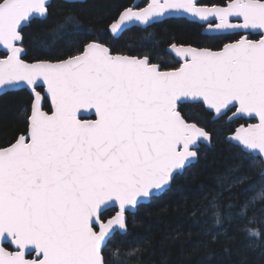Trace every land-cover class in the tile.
<instances>
[{
    "label": "snow or ice",
    "instance_id": "snow-or-ice-1",
    "mask_svg": "<svg viewBox=\"0 0 264 264\" xmlns=\"http://www.w3.org/2000/svg\"><path fill=\"white\" fill-rule=\"evenodd\" d=\"M51 8L50 0H0V92L32 94L24 132L0 146V264H141L142 247L113 243L129 234L127 214L168 191L198 159V142H211L183 114L186 104L221 119L231 113L230 121L258 118L228 138L239 155L221 187L245 184L246 167L264 176V0L125 7L108 25L114 36L127 22L150 27L187 15L221 41L216 50L171 43L180 63L167 70L148 53L114 54L95 35L64 56L26 62L24 28ZM75 23L66 17L51 39ZM249 191L238 206L222 205L218 193L208 210L216 225L234 216L257 238L264 185ZM109 209L115 215L106 218Z\"/></svg>",
    "mask_w": 264,
    "mask_h": 264
},
{
    "label": "trees",
    "instance_id": "trees-1",
    "mask_svg": "<svg viewBox=\"0 0 264 264\" xmlns=\"http://www.w3.org/2000/svg\"><path fill=\"white\" fill-rule=\"evenodd\" d=\"M132 1L52 0L50 15L24 28L23 46L28 53L25 59L35 61L64 56L69 49L74 50V46L95 35L102 38L113 53H148L153 62L172 69L178 66V62L166 53L165 49L171 43L212 49L221 46V41L202 34L196 22L183 17L166 18L146 28L131 27L119 37H112L108 25ZM68 16L75 18V25H66L61 36L51 39L52 30L64 24ZM31 100L25 89L0 95V146L8 145L24 132L25 113H29ZM44 109H49L48 102L44 104ZM183 114L194 118L190 121L210 133V144L200 145L196 162L177 177L168 191L142 204L135 213L127 214L129 234L117 235L113 243L122 247H142L141 264H264V235L249 238L234 216L229 218L226 215L222 225H216L212 212L208 210L218 193H222L219 197L222 205L231 202L238 206L250 194L249 189H259L264 185V176L248 171L246 167L248 179L245 184L230 191L221 187L222 179L239 155L237 145L226 137L237 126L250 120L227 121V116L212 119L211 112L193 104H186ZM113 211L109 209L105 217Z\"/></svg>",
    "mask_w": 264,
    "mask_h": 264
},
{
    "label": "water",
    "instance_id": "water-1",
    "mask_svg": "<svg viewBox=\"0 0 264 264\" xmlns=\"http://www.w3.org/2000/svg\"><path fill=\"white\" fill-rule=\"evenodd\" d=\"M51 1L52 0H50V3H51ZM62 1H66V2H69V0H62ZM83 1H85V0H71V2H83ZM141 1H143V0H133L132 2H131V4L129 5V6H127V7H134V8H136V9H139V8H144V7H146L150 2H151V0H144V1H146V4L145 5H143V6H141V7H138V4L141 2ZM123 10V9H122ZM121 10V11H122ZM120 11V12H121ZM120 14V13H119ZM119 14H118V16H119ZM118 16L116 17V19L118 18ZM172 17H183V18H185V19H187V20H189V21H193V22H197V23H199V24H201V25H204V28H203V30H202V33L203 34H205V35H211L212 36V34L211 33H208V32H206L205 31V28H206V25L205 24H203L202 22H200L199 20H197V19H194V18H192V17H190V16H187V15H185V16H172ZM166 18H170V17H165L164 19H166ZM115 19V20H116ZM163 19V20H164ZM112 23V22H111ZM110 23V24H111ZM128 23V27H127V29H129V28H131V27H141V28H145V27H148V26H145V25H141V24H139L138 22H135V21H131V22H127ZM126 29V30H127ZM125 30V31H126ZM109 31V30H108ZM124 32V31H123ZM109 33L111 34V32L109 31ZM121 34H119V35H113V34H111V36L112 37H114V38H117V37H119ZM192 46V45H191ZM193 47H196V46H193ZM166 50V52L167 53H169L176 61H179L180 62V60H179V58L178 57H176V55L171 51V49H170V47L169 46H167V48L165 49ZM213 50H216V49H213ZM0 52H2L3 53V50H0ZM114 54H123V53H114ZM125 55H129V54H125ZM36 61V60H35ZM35 61H27L26 60V62H29V63H32V62H35ZM159 64V63H158ZM179 67V66H178ZM167 70V69H166ZM17 90H20V89H17ZM25 90H27V92L31 95V98H32V94H31V91L29 90V89H27V88H25ZM9 91H15V90H7V91H5V92H0V95H2V94H4V93H6V92H9ZM48 104H49V108H50V100L48 101ZM44 106V105H43ZM30 109H31V103H30ZM30 109H29V114H30ZM45 111H47L46 109H45ZM208 111V110H207ZM213 114V116H212V119H217V118H219V117H217L214 113H212ZM231 116V113L227 116V121H230L229 120V117ZM88 118H92V117H88ZM233 119H235V118H233ZM232 119V120H233ZM254 121H252V122H249V123H258V118L257 119H253ZM190 122H193V121H190ZM248 124V123H247ZM247 124H245V126H247ZM199 126V125H198ZM240 126V125H239ZM239 126H237L236 128H238ZM201 127V126H200ZM235 128V129H236ZM234 129V130H235ZM234 132V131H233ZM233 132L231 133V134H229V135H227V140H229L228 138L233 134ZM20 135V134H19ZM14 142V141H13ZM232 143H234L235 144V142H232ZM201 144H205V145H209L210 143L208 142V141H204V140H201V141H199L198 142V148L200 147V145ZM236 145V144H235ZM7 146V145H6ZM194 162H196V161H194ZM193 162V163H194ZM157 195H159V194H157ZM156 195V196H157ZM155 197V196H154ZM150 201V200H149ZM149 201H145V202H143L142 204H147V203H149ZM136 212V210L135 211H133V210H130V212L128 213V214H132V213H135ZM113 215H115V212L111 215V216H113ZM111 216H109V217H107V218H110Z\"/></svg>",
    "mask_w": 264,
    "mask_h": 264
},
{
    "label": "flooded vegetation",
    "instance_id": "flooded-vegetation-1",
    "mask_svg": "<svg viewBox=\"0 0 264 264\" xmlns=\"http://www.w3.org/2000/svg\"><path fill=\"white\" fill-rule=\"evenodd\" d=\"M140 3H142V5H140ZM140 3L138 4V7H141V6L145 5V4H146V1L143 0V1H141ZM130 4H131V3H130ZM128 6H129V5H128ZM196 23H197V22H196ZM197 24L201 27L200 32L202 33V30H203V28H204V25H201V24H199V23H197ZM148 27H149V26H148ZM140 28H141V27H140ZM145 28H146V27H145ZM202 34H203V33H202ZM207 36H211V35H207ZM212 36H213V35H212ZM237 38H238V37H237ZM251 38H252V39H258L259 37L253 35ZM168 46H169V45H168ZM192 46H193V45H192ZM166 53H167V52H166ZM167 54H169V53H167ZM169 55H170V54H169ZM170 56H171V55H170ZM171 57H172V56H171ZM172 58H173V57H172ZM173 59H174V58H173ZM174 60H175V59H174ZM175 61H176V60H175ZM177 62H178V66H179V63H180V62H179V61H177ZM178 66H177V67H178ZM228 114H230V113H228ZM114 212H115V210L113 211V213H114ZM113 213H112V214H113ZM112 214H111V215H112ZM111 215H110V216H111ZM107 217H109V216H107ZM107 217H106V218H107Z\"/></svg>",
    "mask_w": 264,
    "mask_h": 264
}]
</instances>
